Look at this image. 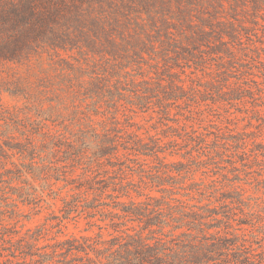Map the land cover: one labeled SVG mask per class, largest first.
Masks as SVG:
<instances>
[{
  "label": "trees",
  "instance_id": "16d2710c",
  "mask_svg": "<svg viewBox=\"0 0 264 264\" xmlns=\"http://www.w3.org/2000/svg\"><path fill=\"white\" fill-rule=\"evenodd\" d=\"M86 1L91 0H0V63L25 62L31 70L32 56L43 47L64 51L73 47L78 37L53 39L58 28L85 23L79 16ZM232 19L201 25L185 21L187 29H180L178 40L165 31L166 42L161 44L187 52L190 59L177 54L174 66L165 60L145 64V69L136 59L146 62L144 55L157 52L153 42L143 38L145 27L136 24L130 34L134 42L126 43L117 30V18L115 26L107 17L95 18V26L77 32L80 45H87L79 49H89L99 61L67 63L58 89L44 80L34 82L30 75L19 79L10 93L25 100L21 108H5L0 97V264H264V257L257 259L254 236L243 228L247 222L239 217L245 218V211L239 209V214L232 207L242 203L240 193L222 194L221 206H217L221 200L212 202L200 189L197 195L192 190L183 194L186 189L178 179L185 172L183 164L166 163L167 157L181 155L174 142L143 137L127 115V111H153L179 125L171 110L184 105L182 117L196 125L200 103L214 101L208 95H224L227 85L221 76L206 74L212 69L207 65L204 74L210 81L191 77L204 63V59L200 64L193 61L196 52L215 44L212 54L235 59V46H244L245 39L252 42V50L264 52L256 29L236 25L238 20ZM108 57L115 59V66L109 65ZM180 61H186L189 74ZM68 101L73 112L65 105ZM100 116L102 120L96 121ZM190 128L183 141L206 152L208 135L215 133ZM236 137L226 140H235L245 151L246 140ZM16 156L20 163L8 165ZM8 166L19 168L13 172ZM37 181L42 183L40 195L32 187ZM62 181L65 187L55 189ZM52 195L63 203L61 215L27 228L31 218L21 207L35 206L34 211L36 201ZM81 221L92 235L65 234L71 222Z\"/></svg>",
  "mask_w": 264,
  "mask_h": 264
},
{
  "label": "rangeland",
  "instance_id": "374dc122",
  "mask_svg": "<svg viewBox=\"0 0 264 264\" xmlns=\"http://www.w3.org/2000/svg\"><path fill=\"white\" fill-rule=\"evenodd\" d=\"M11 1L18 2L19 0ZM80 9L79 17H84L85 23L82 24L81 20L80 23H72L69 27L58 28L60 32L59 34L55 33L56 37L53 39V42H57L59 38L69 40L68 36L73 39L78 37L73 47L67 46L65 51L52 49L53 47L48 46L43 47L36 55L32 56L31 70H28L25 62L23 66L6 62L0 63V97L5 108H21L25 105L24 99L11 97L10 93L11 88L19 82V79H26L30 75L33 76L34 82L44 80L58 89L60 87L57 85H61L64 80L62 70L66 68L67 63H71L73 60H82V62L87 60V63L93 65L94 58L99 61L100 58L94 57L89 49H79L87 45L83 42L80 45L81 38L77 32L85 26H95V18L107 17L109 25L114 26L116 25L115 18H117L119 20L117 21L119 22L117 30L124 34L126 43L134 42V39L130 38V34L136 30V24H138L137 27H145L147 35H144L143 38H148V43L153 42L157 51L156 55L151 52L144 55L146 62L136 59L145 66V69H148L145 64L154 65L156 61L164 62L165 60V64L174 66L177 62V54L181 58L189 57L187 52L170 48L166 43L165 45L161 44L162 40L166 42L165 36L168 34L165 31L168 30L173 34L172 37L178 40L180 31L187 29L185 21L190 22L191 20L194 25H201V21L233 20L232 18H234L238 20L235 21L236 25H239L238 22H240L246 24L250 30L256 29L258 38L264 42V11H262L264 10V0H91L82 3ZM61 32H63V36ZM251 39L256 41L257 37L251 36ZM178 42L180 45L185 43L184 40ZM244 43V46H235V59L228 58L229 55L225 54H212V49L215 48L213 47L215 44L212 43V47H203L202 52H196L194 55L193 61L196 64H200L202 59H204V63L202 67H199L200 71L191 77L197 78L198 81L201 79L203 82H208L211 78L206 74L219 75L221 76L219 79L225 81L223 84H227L223 89L224 95L219 97L218 94H214L213 98L212 95H208L207 97L214 101L200 103L201 108L198 107L200 109H196L197 114L194 115L197 120L196 125L185 121V118L182 117L185 112L184 105L171 110V117L176 115L174 119L180 120L179 125L167 121L166 117L153 111H127V115L130 122L135 125V129H133L140 130L139 134L143 137L163 138L166 143L174 142L175 152L184 154V158L177 155L167 157L166 160V163L173 167L177 166L179 162L183 164L185 172L181 178H178L181 188L186 189L182 192L183 194L193 191V194L197 195V191L200 189L203 190L202 194L211 196L209 198L212 202L221 200L217 204V206H221L225 203L222 194L233 191L240 193L242 203H237L232 207H235L237 213H239V209L245 211L246 217L244 218L242 215L239 217L247 222L248 225L243 228L252 237L254 236L253 238L257 242V245L254 246L258 254L257 259L261 261L264 257V52L252 50V42L247 39ZM176 46L181 48L179 45ZM108 59H110L108 60L109 65L115 66V59L110 57ZM180 63L181 67H184L189 74L186 61H180ZM191 64H193V68L196 66L192 62ZM206 65L212 69L204 74ZM219 69L223 73L217 74ZM237 84L241 88H237ZM65 105L70 112H73L70 101ZM127 108L130 107L127 106ZM95 119L101 121L102 117ZM202 120L205 121L201 122ZM190 126H194L195 129L203 131L205 134H209L208 131L215 133V135H208L210 144L206 152H201L198 148L196 149L193 145L189 146L183 141L186 140L184 137L187 135L186 132H191ZM170 127L175 129L170 130ZM200 127L202 128L199 129ZM215 127L220 128L221 134H218ZM164 136L168 137L165 139ZM231 136L244 138L247 142L246 150H240V145L237 146L236 143H233L236 142L235 140H226ZM216 150L218 154L211 155V152ZM203 154H208L209 158ZM255 155H258L256 160L253 158ZM12 161L20 163L18 156L11 161L8 160L7 164L9 165ZM8 167L7 169L13 170V172H17L16 170L19 168ZM78 174L79 171L76 175ZM65 185L66 183L63 181L58 182L55 189H61ZM32 187L37 190L38 195L41 194V182L33 183ZM53 198V195L40 198L41 202L36 201L35 204L38 207L34 211L35 206L21 207L24 215L31 218L30 222L26 221L25 223L27 228L34 229L40 226L45 219L61 215L60 210L63 203L60 199L54 200ZM183 200L187 201L188 199L183 198ZM85 229H87L85 221H81L79 224L71 222L65 234L77 237L93 234L85 232Z\"/></svg>",
  "mask_w": 264,
  "mask_h": 264
}]
</instances>
